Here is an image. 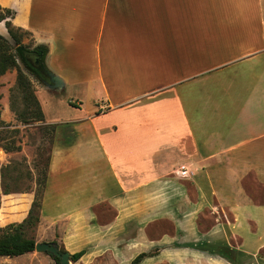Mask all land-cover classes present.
I'll return each mask as SVG.
<instances>
[{"label": "crops", "instance_id": "obj_1", "mask_svg": "<svg viewBox=\"0 0 264 264\" xmlns=\"http://www.w3.org/2000/svg\"><path fill=\"white\" fill-rule=\"evenodd\" d=\"M0 6L77 99L45 119L56 129L36 243L83 253L70 264H264V0ZM9 196L0 228L34 201Z\"/></svg>", "mask_w": 264, "mask_h": 264}, {"label": "rangeland", "instance_id": "obj_2", "mask_svg": "<svg viewBox=\"0 0 264 264\" xmlns=\"http://www.w3.org/2000/svg\"><path fill=\"white\" fill-rule=\"evenodd\" d=\"M4 23L6 25V22ZM19 33L22 35L21 45H16L10 34L5 33L3 35L0 32V35L8 39L13 45V52L16 55V59L32 83V89L42 106L45 119H47V116L50 119H65L73 115L74 113L69 112V106L75 107V105H70L68 101L74 100V102H77L76 97H73L70 91L62 92L60 91L61 89L48 88L21 61L16 52L17 47L24 46L26 49L31 50L35 48L29 33ZM19 89L16 69L9 70L0 76V206L1 199L7 195L14 197L20 194H32L34 195V201L36 198L39 199L41 197L42 188L39 184L43 183L47 172L52 142L55 135L53 128L45 125V122L23 123L18 118L16 112L11 108V104L14 103L18 112H23L26 106L24 94ZM5 145L9 147L19 146L21 150L7 152L3 148ZM262 194H264V190L261 189L260 195ZM28 197L30 196H24L22 198L24 203L28 201ZM10 199L15 201L14 198ZM261 199L264 200V196ZM26 208V204L22 205V213L15 218L20 219ZM36 227L27 226L26 236L28 238L35 239L34 232Z\"/></svg>", "mask_w": 264, "mask_h": 264}, {"label": "trees", "instance_id": "obj_3", "mask_svg": "<svg viewBox=\"0 0 264 264\" xmlns=\"http://www.w3.org/2000/svg\"><path fill=\"white\" fill-rule=\"evenodd\" d=\"M14 18V12L8 9H3L0 6V24L6 22V27L9 30V34L12 37L16 45H21L22 35L19 32H24L22 29L15 27L12 24ZM13 45L8 39L0 35V76L4 75L7 71L17 70V85L26 99V106L23 112H18L14 103L11 104V108L16 112L18 118L23 123H43L45 122V115L42 106L32 89V83L28 76L21 69L16 55L13 52ZM55 131V127L51 126ZM7 152L20 151L21 147H9L3 146ZM47 172L45 174L43 183L39 184L42 188L41 197L35 199L33 206L29 212L28 218L20 224H11L5 228L0 229V257H18L24 254L34 252L36 248V241L34 238H28L26 236L27 226L36 227L40 222V212L42 208V200L44 189L46 186ZM62 253H68L64 247H60ZM83 253L70 255L72 261H78ZM146 255L138 256L132 264H140L142 259ZM53 258V257H52ZM55 264H60L58 257L53 258Z\"/></svg>", "mask_w": 264, "mask_h": 264}, {"label": "water", "instance_id": "obj_4", "mask_svg": "<svg viewBox=\"0 0 264 264\" xmlns=\"http://www.w3.org/2000/svg\"><path fill=\"white\" fill-rule=\"evenodd\" d=\"M21 61L25 63L28 70L37 75V77L50 89H61L63 87V80L49 71L46 66V53L41 48H35L33 50L26 49L24 46H19L16 49ZM36 54V64L28 62L27 55ZM35 251L50 255L60 259V264H70L71 256L69 253H62L57 243H37Z\"/></svg>", "mask_w": 264, "mask_h": 264}, {"label": "flooded vegetation", "instance_id": "obj_5", "mask_svg": "<svg viewBox=\"0 0 264 264\" xmlns=\"http://www.w3.org/2000/svg\"><path fill=\"white\" fill-rule=\"evenodd\" d=\"M27 57H28V62L29 63L34 64V65L36 64V59H37L38 55L29 54V55H27Z\"/></svg>", "mask_w": 264, "mask_h": 264}, {"label": "built area", "instance_id": "obj_6", "mask_svg": "<svg viewBox=\"0 0 264 264\" xmlns=\"http://www.w3.org/2000/svg\"><path fill=\"white\" fill-rule=\"evenodd\" d=\"M188 175H189L188 171L185 169V167H182L181 172H180V176L186 177Z\"/></svg>", "mask_w": 264, "mask_h": 264}]
</instances>
